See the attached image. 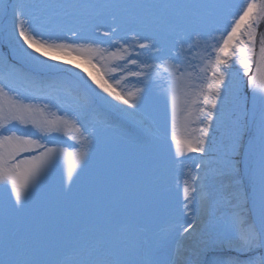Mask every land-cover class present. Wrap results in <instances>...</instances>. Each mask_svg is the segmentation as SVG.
Here are the masks:
<instances>
[{"label": "snow or ice", "instance_id": "6c2138e0", "mask_svg": "<svg viewBox=\"0 0 264 264\" xmlns=\"http://www.w3.org/2000/svg\"><path fill=\"white\" fill-rule=\"evenodd\" d=\"M3 12L0 264H264V0H10ZM121 79L139 86L117 90ZM207 202L219 210L202 220Z\"/></svg>", "mask_w": 264, "mask_h": 264}, {"label": "rangeland", "instance_id": "374dc122", "mask_svg": "<svg viewBox=\"0 0 264 264\" xmlns=\"http://www.w3.org/2000/svg\"><path fill=\"white\" fill-rule=\"evenodd\" d=\"M233 2L236 3L238 6H240V4H241V0H233ZM8 3H10V0H0V31H3L10 24V20H11L10 15L9 16H5L4 12H3L4 6L6 4H8ZM258 32L259 33H264V20H262L260 22ZM10 51H11V46L0 45V56L8 54V59L12 60V56L10 54ZM67 59H72V58L68 57ZM12 62L16 63L15 60H13ZM77 63L83 64V68H86L88 71L92 72L93 75H99L97 73V70L95 68H92L91 65L83 63L80 60H77ZM107 66L111 67L112 65H111V63H109ZM66 67H72V66L66 65ZM83 68L76 69V71L77 72H82L83 75L87 76V72H83ZM238 69L242 72V69H240L239 65H237L235 68H233V71L236 72ZM2 74L3 73H0V75H2ZM138 86L139 85H137L134 80L121 79L120 86H119V88L117 90L130 91V90H133L135 87H138ZM152 103H153L154 107L161 113V115H163V113H164V99H163V97L160 96L157 93V95L153 96ZM104 111L105 110H102V112H104ZM111 115H113L114 118H115V120H113V121H118V117L115 114H111ZM145 127L155 129V128L158 127V125L156 123H154L150 118H146ZM195 157H196V155L192 154L191 159L184 160L183 164L184 165H189V166H194V162L196 161L194 159ZM183 171H184V169L178 163L176 165V168H175L172 176L170 177L171 195H172L173 203H174L176 208H179V204H180V202L182 200V196H183V193H182V181H183L184 177L182 176V174H180ZM218 210H219V208L218 207H214L211 204V202L205 203V206L203 207V210L201 211V219L202 220H206L208 214L212 213L213 211H218ZM171 222H173L171 220V218L164 217L158 222L157 226H164L166 223L168 224V223H171ZM175 244L176 243H173V245H172L173 253H174L175 250H178V249H174L175 247H177ZM64 254L69 259H71V256H72L71 248L66 249Z\"/></svg>", "mask_w": 264, "mask_h": 264}, {"label": "bare ground", "instance_id": "6f19581e", "mask_svg": "<svg viewBox=\"0 0 264 264\" xmlns=\"http://www.w3.org/2000/svg\"><path fill=\"white\" fill-rule=\"evenodd\" d=\"M246 37H242V39H245ZM202 209V208H201ZM200 209V210H201ZM198 235V234H197ZM192 243L191 239L189 240H184V241H179L177 242L175 245L177 247H175L174 249H179V250H183L185 247L189 246Z\"/></svg>", "mask_w": 264, "mask_h": 264}]
</instances>
